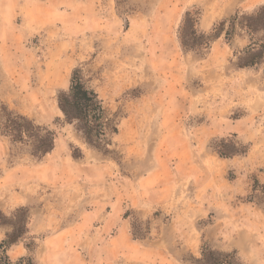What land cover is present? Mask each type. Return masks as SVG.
<instances>
[{
  "label": "rangeland",
  "instance_id": "1",
  "mask_svg": "<svg viewBox=\"0 0 264 264\" xmlns=\"http://www.w3.org/2000/svg\"><path fill=\"white\" fill-rule=\"evenodd\" d=\"M230 1L0 0V134L6 107L54 133L57 161L51 165L47 160L51 171L63 169L64 154L78 161L67 166L70 176L64 181L52 178L41 189L46 200L20 212L0 210V228L13 227L12 233L15 224L26 232L19 248L10 252L12 264L30 255L27 244L33 264H129L123 253L113 255L111 244L106 245L115 233L101 237L95 232L100 222L91 232L76 224V214L88 220L86 209L95 201L109 203L114 192L120 204L130 201L125 202V214L131 220V237L148 243L159 220L169 224L178 214L192 211L189 201L201 189L205 195L214 192L213 197L226 191L222 196L228 197L227 207L220 208L226 217L222 248L204 243L202 251L236 252L234 263L264 264V61L254 68L238 67L251 43L241 18L264 7V0H241L245 6L225 15ZM198 11L217 21L209 32L193 35L195 14L186 23L184 18ZM205 38H214L209 47L203 44ZM217 38L229 46L231 56L197 76L191 57H209ZM256 39H264V33ZM75 69L82 71L118 129L109 134L105 149L87 145L58 107V95L69 91ZM8 160L18 167L37 166L30 144L12 146ZM167 167L171 170L166 172ZM156 171L159 175L151 174ZM167 173L169 186L179 187L178 200L186 207L134 208L131 201L140 199L142 187ZM125 189L132 200L130 194L125 197ZM192 189H197L194 195ZM78 195L85 203L82 211L73 209ZM42 206L45 222L36 226L32 214ZM210 222L211 216L199 226ZM62 223L65 233L59 228ZM20 247L28 253L23 258ZM185 262L205 264L187 254Z\"/></svg>",
  "mask_w": 264,
  "mask_h": 264
},
{
  "label": "crops",
  "instance_id": "2",
  "mask_svg": "<svg viewBox=\"0 0 264 264\" xmlns=\"http://www.w3.org/2000/svg\"><path fill=\"white\" fill-rule=\"evenodd\" d=\"M192 3L196 2H189V4ZM244 4L245 3L241 0L237 2L236 0H232L224 6L223 11L227 13L222 12L225 15L231 12L233 13V11L237 10L239 7L245 6ZM216 21L217 18L212 17L209 12H204L200 17L196 30L199 33L209 32L214 27ZM231 53L229 46L224 43L223 39L217 38L211 45V54L209 57L200 59L191 57L192 62L196 63L194 68L197 76H205L207 71L217 69L214 66H220L225 63L231 56ZM210 72L212 71H209V73ZM203 128L205 127L201 126L199 129ZM14 145L17 144H14L10 137L5 136L3 133L0 134V169L4 170L0 173V210L7 214L22 207H33L37 202L39 203L46 200L47 193L46 191L44 192V190H42L43 192L41 193V189L46 188L49 183L52 182V178H55L58 183L64 181L70 176L67 166H76L78 164V161L70 154H64L62 159L63 163L61 164L63 169H60V171H51L53 169L49 167L47 160L53 165L54 160L57 158V140H55L54 150L47 154L42 160L36 159V161L33 162V164L37 166H14L8 162L11 154V147ZM199 154L200 153H193L191 156L198 158L200 156ZM170 170V167L165 168L166 172ZM151 174L159 175L158 171ZM166 175L164 179H160L153 185L143 186L140 191L141 197L139 200L133 201V196L127 189L124 190L125 197L128 198V194H130L129 200H132L131 202L134 204V208L141 207L142 209L145 207L149 210L155 209V211H158L163 210L165 206L171 204V207L181 210L186 207L182 201L178 200L180 199L181 191L179 187L175 188L169 186L168 182H170V176H168V173ZM150 178L151 176L147 177L146 180ZM126 183L125 181V184ZM142 183H145V181ZM196 191L197 189H192L193 195ZM204 191V189H201L198 191L197 195L189 201L188 206L192 211L178 214L169 224H165L162 220H159L157 231L154 235L155 237L148 243L135 242V240H133L131 237V220L125 214V202L129 203L130 201L127 199L120 204L114 199V192H112L113 198L109 203L105 200H102V202L95 201L90 209H86L85 217L88 220H85L83 216L80 217V212L77 213L76 224L83 225L92 232L91 229L98 226L100 222V227L98 226L99 228L95 232L101 234V237L110 235V233H115V235L111 237V240L107 241L106 245L111 244L108 248L114 253L113 255H120L123 253L124 259L128 260L129 264H187V262H185L186 254L192 255L198 260L203 259L202 246L204 243H208L213 249L222 248L219 244L224 234L223 222L226 221V217L222 216L220 208L227 207L228 197L222 196L226 194V191L215 190L220 193L214 197V192L205 195ZM221 192L224 193L221 194ZM74 204L73 209L79 211H82L85 207V203L79 195L74 200ZM44 208L45 206H42V209L33 211L32 216L37 220L36 226H41L43 222H45L44 218L46 215L43 210ZM82 214L83 212L80 215ZM209 216L213 218V222H210V224L204 226V228H200V221ZM62 226L63 223L59 227L61 233H65L67 229ZM12 229L13 227L0 228V243ZM2 235L4 236L2 237ZM236 240L235 247L238 246L239 242L243 241V235L240 239ZM14 248H19V245L16 244L12 246L8 250V256H10V252H12ZM20 248L24 250L20 255V258H23L28 253L25 247ZM232 250L237 251V248H233ZM143 256H145L144 259L142 258Z\"/></svg>",
  "mask_w": 264,
  "mask_h": 264
},
{
  "label": "trees",
  "instance_id": "3",
  "mask_svg": "<svg viewBox=\"0 0 264 264\" xmlns=\"http://www.w3.org/2000/svg\"><path fill=\"white\" fill-rule=\"evenodd\" d=\"M194 14L196 19L193 35L198 32L196 27L202 12H187L184 18L186 23ZM238 18L235 20H238ZM241 20L243 21L240 22L242 29L249 33L251 43L239 57L238 67L241 69L254 68L264 61V39H256L258 33H264V7L259 8L250 16H243ZM234 29L235 26L227 32L228 39L232 38ZM213 39L205 38L203 43L205 47H209ZM182 43L183 46H186L183 39ZM58 107L65 120L69 124L75 125L76 129L82 133L86 144L90 147L100 150L105 149L106 145L109 144V134L118 133L114 121L107 117V111L102 100L97 92L88 86L80 69L73 71L69 91L61 92L58 95ZM3 120L1 124L3 134L10 137L14 144H30L35 159L42 160L54 150L56 140L54 133L44 130L34 120L14 111H9L6 107L3 108ZM43 131H46V133L44 134ZM20 211H24V209L17 210V212ZM15 216L16 214L13 215L14 218ZM12 225L14 226L13 232L7 234L6 238L0 243V264H12L8 256V250L12 246L21 243L26 234L25 231L18 230L15 224ZM26 249L30 255L23 258L19 264H33L32 246L27 244ZM233 259L237 260L236 252L222 254L208 248L203 250L205 264H237L232 262Z\"/></svg>",
  "mask_w": 264,
  "mask_h": 264
}]
</instances>
